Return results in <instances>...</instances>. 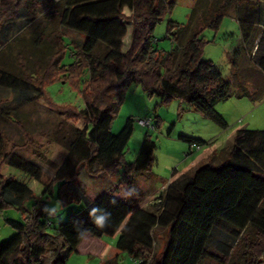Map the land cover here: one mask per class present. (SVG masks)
I'll list each match as a JSON object with an SVG mask.
<instances>
[{
	"label": "trees",
	"instance_id": "trees-1",
	"mask_svg": "<svg viewBox=\"0 0 264 264\" xmlns=\"http://www.w3.org/2000/svg\"><path fill=\"white\" fill-rule=\"evenodd\" d=\"M53 1L0 0V26L7 21L14 23L12 19L22 7L31 15L26 25L49 8L59 26L83 32L86 37L77 47L76 61L68 68L61 65L65 44L60 33L33 36L30 42V37L21 41L19 36L0 41V58L7 54L18 63V70L0 64V86L17 93L14 104L0 107V118L19 125V106L44 97L43 85L54 81L55 73L75 83L81 71L88 70L82 91L84 107H57L68 118L83 119L86 125L67 130L58 126L52 133L54 141L68 151L54 176L16 154L15 146L7 150L5 134L0 130V166H11L38 182L43 196L54 197L56 188L55 197L61 203L85 201L86 205L69 212L54 232L47 230L52 222L44 220L45 205L23 215L20 221L6 220L15 232L0 240V264H66L86 236L96 239L106 235H117L116 251L101 264H118L121 253L137 264H201L207 257L217 264L264 261V128L236 130L231 145L219 157L213 154L190 175L171 178L165 184L164 196L159 198L160 204L148 208L138 206L140 192L134 191L136 175H152L155 141L146 134L134 160L128 163L123 155L133 132L132 120L127 119L118 133L110 131L123 95L132 84L161 102L178 99L226 128L215 108L219 102L231 96L254 99L264 94V88L254 87L259 90L254 96V91L244 87L248 81L236 72L240 58H247L264 80V0H198L185 38L181 39V24L167 21L165 37L177 44L170 51L157 47L154 29L172 10L175 0ZM124 7L132 12V29L130 45L122 52L127 33L122 23ZM231 13L239 15L240 42L229 52L234 76L225 80L216 64L202 59L207 43L202 32L205 28L217 31L223 16ZM11 27L8 25V29ZM26 28L23 25L20 31ZM178 138L190 145L204 144L184 135ZM81 164L89 172L106 174L122 166V179L90 200L73 187ZM175 173L174 169L172 176ZM32 196L33 190L27 184L0 175V210L10 206L22 209ZM99 217L104 218L102 226L95 223ZM157 229L166 238L155 255ZM215 230L226 233L230 241L211 248Z\"/></svg>",
	"mask_w": 264,
	"mask_h": 264
},
{
	"label": "rangeland",
	"instance_id": "rangeland-1",
	"mask_svg": "<svg viewBox=\"0 0 264 264\" xmlns=\"http://www.w3.org/2000/svg\"><path fill=\"white\" fill-rule=\"evenodd\" d=\"M197 1L175 0L172 10L162 18L154 29V37L159 49L170 51L177 45L165 37L166 23L169 19L182 25L181 39L186 37ZM18 12L20 14L12 19L14 23L10 24L7 21L0 26L1 42H6L14 36H19L21 41L28 38V36L24 37L26 30L20 31L23 28L22 20L23 22L28 20L24 18L26 9L22 7ZM238 16L237 13L225 14L217 31L205 28L202 32V37L207 41L203 48L202 59L216 64L225 80L232 79L234 76L229 52L240 42ZM8 24L12 25L9 29ZM70 32L73 31H66L62 34L65 52L61 65L66 68L76 61L75 52L77 45L79 46V42L73 41L70 37ZM260 36L256 43L259 42ZM262 48L261 51L264 53V42L261 44ZM239 62L241 65L236 71L237 75L248 81L245 82L244 87L254 91L256 93L254 96H258L259 90L256 91L257 88L254 87L264 88L263 77L253 69L247 58L243 59L242 57ZM2 63L18 70V63L14 57L11 59L7 54H4L0 58V64ZM53 79L54 81L46 82L43 85L44 97H36L31 102L22 103L19 106V125L0 118V130L5 134L7 140L5 148L11 150L15 146L16 154L37 164L49 176L55 175L68 154L66 148L54 141L52 133L57 130L58 126L67 130L71 127L83 129L86 125L83 119L68 118L64 112H59L57 107L66 105L74 106L77 109L84 107L82 91L88 81V70L81 71L78 81L75 83L67 81L58 73H55ZM16 95L17 93L13 90L0 86V107L14 104ZM215 108L227 124L224 129L178 99L161 102L157 96L147 95L138 85L129 86L110 125V131L118 133L127 119L132 120L133 132L124 151L123 159L128 163L134 160L146 134H149L156 144L154 161L151 166L152 175H136L137 189L134 193H138L137 190L140 192L138 206L148 208L155 203L160 204L159 198L164 196L165 183L171 179L174 169L177 170L176 172L186 171L185 174L190 175L196 167L207 161L201 162L207 156L214 154L219 157L222 151L231 145L236 130L264 128V94L254 99L247 96L241 98L231 96L219 102ZM147 118H151L152 124L157 127L148 128L140 123V120ZM19 126H23L27 131L30 140H28L25 130ZM179 135L200 139L204 141V144L200 149L190 152V143L180 140ZM122 171L123 167L118 166L111 174L89 172L81 164L76 170V181L73 187L79 194H83L89 199V196H96L118 184L122 179ZM0 175L23 182L33 190V196L24 202L22 209L10 206L0 210V240L7 239L15 232L6 220L20 221L23 215H30L33 210L39 209L42 205H45L47 212L44 220L49 219L52 222V225L47 227L50 232H54L60 223L66 221L69 212L81 209L86 205L85 201L61 203L55 197L56 188L54 197L43 196L42 186L38 182L11 166L5 164L0 166ZM155 233L154 251L155 255H158L162 250L166 235L158 229ZM215 238L216 236L213 234L211 248L216 245ZM116 239L117 235H106L96 239L86 236L79 251L72 253L66 264H101L116 251L114 248ZM118 264H137V262L127 254L121 253ZM201 264L217 263L207 257ZM259 264H264V261Z\"/></svg>",
	"mask_w": 264,
	"mask_h": 264
},
{
	"label": "crops",
	"instance_id": "crops-1",
	"mask_svg": "<svg viewBox=\"0 0 264 264\" xmlns=\"http://www.w3.org/2000/svg\"><path fill=\"white\" fill-rule=\"evenodd\" d=\"M55 1H57V0H54L53 2H55ZM122 14L124 16V18L122 19V23L125 25L127 33H126V36L124 37V39L122 41V49L121 50H122V52H125L130 45V34H131V29H132V23L129 20V18L131 17L132 12L127 7H124L122 9ZM24 18L25 19H31V15L26 14V17H24ZM35 18H36L35 21L32 22L31 25H30V23L28 25H26L27 20L25 22H22V25H24V28L27 27L26 33L24 36L30 37L28 42H30V39L31 40L33 39V36L34 37L35 36L40 37L43 34L48 35V34L53 33V32L64 34V32H66V31L67 32L73 31L72 33L70 32L69 34H70V37L73 39V41L79 42V46L77 45V47H80L83 44V42L85 41V38H86L85 33L71 29V28L59 26L57 23L58 21H57L55 14L50 13L49 8H46L43 12H41L40 14H37ZM10 24H12V22H10ZM10 24H8V25H10ZM30 30L33 31L31 34H29ZM211 157H213V154L207 156L204 159V161H201V162H205L206 160H208ZM185 173H186V171L185 172H182V171L176 172L174 176H171V178H178V177L184 176V175H186ZM110 189H108V190H110ZM95 197H96L95 195L93 197L89 196V199L93 200ZM139 207H141V206H139ZM213 234L216 236V238H215L216 244H218L219 242L230 241L227 234L220 231V230H215L213 232Z\"/></svg>",
	"mask_w": 264,
	"mask_h": 264
},
{
	"label": "built area",
	"instance_id": "built-area-1",
	"mask_svg": "<svg viewBox=\"0 0 264 264\" xmlns=\"http://www.w3.org/2000/svg\"><path fill=\"white\" fill-rule=\"evenodd\" d=\"M140 123L145 125L148 128H154V125L152 124L151 118L142 119V120H140ZM200 147H201V145L196 144V143H192L189 147V151L191 152V150H198V149H200Z\"/></svg>",
	"mask_w": 264,
	"mask_h": 264
},
{
	"label": "clouds",
	"instance_id": "clouds-1",
	"mask_svg": "<svg viewBox=\"0 0 264 264\" xmlns=\"http://www.w3.org/2000/svg\"><path fill=\"white\" fill-rule=\"evenodd\" d=\"M95 223L98 225V226H102L103 223H104V218L103 217H99L96 219Z\"/></svg>",
	"mask_w": 264,
	"mask_h": 264
}]
</instances>
